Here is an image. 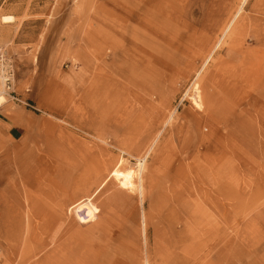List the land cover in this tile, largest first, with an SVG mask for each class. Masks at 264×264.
I'll use <instances>...</instances> for the list:
<instances>
[{"label": "rangeland", "instance_id": "374dc122", "mask_svg": "<svg viewBox=\"0 0 264 264\" xmlns=\"http://www.w3.org/2000/svg\"><path fill=\"white\" fill-rule=\"evenodd\" d=\"M151 1L0 0V264H264V0Z\"/></svg>", "mask_w": 264, "mask_h": 264}, {"label": "bare ground", "instance_id": "6f19581e", "mask_svg": "<svg viewBox=\"0 0 264 264\" xmlns=\"http://www.w3.org/2000/svg\"><path fill=\"white\" fill-rule=\"evenodd\" d=\"M155 0H152L151 2H154ZM2 21L4 23H13L14 21V17L12 16H5L2 18ZM196 88V87H195ZM3 99H5L6 101V98H0V101H2ZM195 100V99H194ZM198 100V99H197ZM197 100H195V104L196 105H199V103L197 102ZM4 103H0V106H2ZM199 108V107H198ZM142 167V166H141ZM88 171V170H87ZM87 171H85L80 177L83 178L85 176H87ZM93 171V170H92ZM135 171L133 169H128V170H125V172H121L119 170V167L116 168L113 173H112V176H114L122 185L123 188H133V179H134V175H135ZM93 178V177H92ZM82 180H80V178H77L75 180V184H80ZM91 181V180H90ZM83 184H85V182H83ZM87 202H89L90 204L92 203V198H88L87 200H82L80 202H77L75 203L74 205H72L70 207V211H73L74 209L77 210V212H83L84 210H87V211H90L91 212V218H94L96 213H98V209L97 208H94V206H90V204H88ZM87 203V204H85ZM76 212V213H77ZM89 213V212H88ZM82 216V215H81ZM80 217V216H79ZM84 219V218H83ZM90 220H86L84 221L85 223L89 222Z\"/></svg>", "mask_w": 264, "mask_h": 264}, {"label": "built area", "instance_id": "2783aa9c", "mask_svg": "<svg viewBox=\"0 0 264 264\" xmlns=\"http://www.w3.org/2000/svg\"><path fill=\"white\" fill-rule=\"evenodd\" d=\"M16 82V66L13 57L4 49H0V98L11 99L23 103L17 98L14 90ZM2 106H0L1 109Z\"/></svg>", "mask_w": 264, "mask_h": 264}, {"label": "crops", "instance_id": "0c3cea01", "mask_svg": "<svg viewBox=\"0 0 264 264\" xmlns=\"http://www.w3.org/2000/svg\"><path fill=\"white\" fill-rule=\"evenodd\" d=\"M1 114V112H0ZM3 127L6 131H8L11 136H18L21 133V125H17L15 119L14 120H8L6 117H3L0 115V127Z\"/></svg>", "mask_w": 264, "mask_h": 264}]
</instances>
